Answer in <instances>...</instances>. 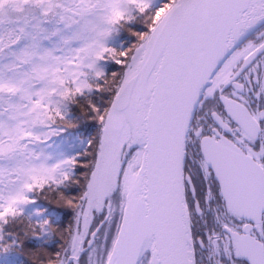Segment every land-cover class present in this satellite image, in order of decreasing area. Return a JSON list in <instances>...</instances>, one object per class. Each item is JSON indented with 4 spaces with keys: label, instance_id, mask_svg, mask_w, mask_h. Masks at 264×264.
Listing matches in <instances>:
<instances>
[{
    "label": "snow or ice",
    "instance_id": "obj_1",
    "mask_svg": "<svg viewBox=\"0 0 264 264\" xmlns=\"http://www.w3.org/2000/svg\"><path fill=\"white\" fill-rule=\"evenodd\" d=\"M0 264H264V0H0Z\"/></svg>",
    "mask_w": 264,
    "mask_h": 264
}]
</instances>
